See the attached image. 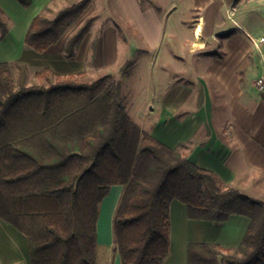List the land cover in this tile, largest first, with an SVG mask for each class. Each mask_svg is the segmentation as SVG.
Here are the masks:
<instances>
[{
  "label": "trees",
  "instance_id": "16d2710c",
  "mask_svg": "<svg viewBox=\"0 0 264 264\" xmlns=\"http://www.w3.org/2000/svg\"><path fill=\"white\" fill-rule=\"evenodd\" d=\"M90 1L38 13L26 44L43 51L56 43ZM92 19L66 40L65 56L74 55ZM0 28L3 35L1 21ZM34 78L17 85L11 64L0 62V220L26 237L28 264H97L99 206L113 184L122 185L112 217L121 264L165 260L174 199L192 219L249 218L238 246L190 242L187 264H264V201L142 130L111 74L84 82L46 67Z\"/></svg>",
  "mask_w": 264,
  "mask_h": 264
},
{
  "label": "crops",
  "instance_id": "0c3cea01",
  "mask_svg": "<svg viewBox=\"0 0 264 264\" xmlns=\"http://www.w3.org/2000/svg\"><path fill=\"white\" fill-rule=\"evenodd\" d=\"M26 1L0 0V62L22 67L29 78L46 67L84 82L111 74L121 84L128 116L142 130L180 147L226 186L264 201V92L255 87L264 72V42L256 43L264 36V0H91L43 51L27 45L25 34L32 19L49 13L58 0ZM88 18L92 22L74 55L65 56L66 40ZM123 72L133 73L132 84L117 79ZM121 189L113 184L99 206L97 247L107 248V264H121L112 231ZM169 222V253L161 264H187L190 242L238 246L249 218L192 219L174 199ZM23 260L28 264L26 237L0 220V264Z\"/></svg>",
  "mask_w": 264,
  "mask_h": 264
},
{
  "label": "rangeland",
  "instance_id": "374dc122",
  "mask_svg": "<svg viewBox=\"0 0 264 264\" xmlns=\"http://www.w3.org/2000/svg\"><path fill=\"white\" fill-rule=\"evenodd\" d=\"M76 0H58V2H56L53 7L50 9V12L47 13V15L52 16L54 15L57 11H59V8L70 4L72 2H74ZM256 16H254L255 18ZM129 63V62H127ZM12 73H13V77L15 79V82L17 85H30L32 83H35L37 81V79H34L33 77L24 76V70L22 69V67H14L12 68ZM117 75V74H116ZM119 80H125V84H132V82L135 80V76L133 75L132 72H123L119 75H117ZM123 80V81H124ZM106 252H107V248L103 247V246H99L97 247V260L96 263L97 264H107L109 262V259L106 258ZM111 259V258H110ZM111 261V260H110ZM18 264H27L26 260H23L22 262H18Z\"/></svg>",
  "mask_w": 264,
  "mask_h": 264
},
{
  "label": "built area",
  "instance_id": "2783aa9c",
  "mask_svg": "<svg viewBox=\"0 0 264 264\" xmlns=\"http://www.w3.org/2000/svg\"><path fill=\"white\" fill-rule=\"evenodd\" d=\"M264 42V36L260 37L259 40H257L256 43H262ZM263 61V68H264V56L262 57ZM255 87L261 91L264 92V72L258 75V77L255 80Z\"/></svg>",
  "mask_w": 264,
  "mask_h": 264
},
{
  "label": "bare ground",
  "instance_id": "6f19581e",
  "mask_svg": "<svg viewBox=\"0 0 264 264\" xmlns=\"http://www.w3.org/2000/svg\"><path fill=\"white\" fill-rule=\"evenodd\" d=\"M197 34L199 35V31L197 32ZM198 43V41L196 42V44ZM114 193H112V195L110 196V198L108 199V201H106V206L104 207V210L107 211V213L110 211V209L112 208L113 206V203H114Z\"/></svg>",
  "mask_w": 264,
  "mask_h": 264
}]
</instances>
